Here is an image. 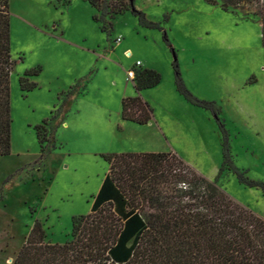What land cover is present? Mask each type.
Instances as JSON below:
<instances>
[{"label":"rangeland","instance_id":"374dc122","mask_svg":"<svg viewBox=\"0 0 264 264\" xmlns=\"http://www.w3.org/2000/svg\"><path fill=\"white\" fill-rule=\"evenodd\" d=\"M8 4L14 67L11 149L0 157V264H12L35 221L42 225L46 242L71 239L72 218L89 213L107 172L101 152L172 151L206 178L217 176L222 131L209 109L192 105L177 92L174 60L186 90L222 108L218 120L235 167L248 180L264 185V46L256 16L222 9L209 0H134V8L161 31L139 26L127 10L110 20L108 32H101L93 21L95 10L83 0ZM61 31L64 40L82 43L92 55L55 39L61 38ZM116 38L121 41L116 43ZM126 48L131 57L124 56ZM136 58L161 76L159 86L144 92L153 112L151 127H127L123 140L100 139L99 123L107 110L111 122L117 119L118 94L135 87L119 70L125 74ZM38 67V88L23 94L18 78ZM70 85L73 99L65 95ZM74 108L78 115H69ZM44 119L48 121L39 139L45 131L47 140L40 156L34 126ZM217 183L264 218L261 188L240 183L229 171Z\"/></svg>","mask_w":264,"mask_h":264},{"label":"trees","instance_id":"16d2710c","mask_svg":"<svg viewBox=\"0 0 264 264\" xmlns=\"http://www.w3.org/2000/svg\"><path fill=\"white\" fill-rule=\"evenodd\" d=\"M96 14L93 21L108 32L114 16L130 10L138 25L161 28L134 8L129 0H83ZM222 9L239 10L256 16L264 46V0H209ZM164 39L167 42L165 33ZM177 92L194 106L209 109L223 134L222 161L214 179H208L169 152H121L101 154L107 163L100 187L86 215L72 218L71 239L62 243L45 241L42 225L35 221L12 264H264V218L243 206L217 179L229 171L240 183L263 190L235 167L227 144V133L218 120L223 116L216 102L197 100L184 87L177 61L172 63ZM14 61L10 53V14L8 0H0V157L11 149L10 75ZM41 68L30 69L18 78L26 94L38 88L29 78ZM154 70H135L134 96L121 100L123 121L146 125L153 120L149 103L139 92L159 84ZM72 87L66 96H72ZM47 119L34 126L43 155L47 140ZM42 158V157H41Z\"/></svg>","mask_w":264,"mask_h":264},{"label":"crops","instance_id":"0c3cea01","mask_svg":"<svg viewBox=\"0 0 264 264\" xmlns=\"http://www.w3.org/2000/svg\"><path fill=\"white\" fill-rule=\"evenodd\" d=\"M59 35H60L61 38H58V36H55V37H54V38L57 39L59 42L64 43V44L72 45L73 48L76 49L75 51H78L79 53H85V54H88V55H90V56L92 55V53L90 52V49L84 48L83 45H82V43H81V45H74V44H71V43H69L68 41L64 40V39H63V38H64V36H63V31L59 32ZM83 41H84V40H83ZM92 50H93V48L91 49V51H92ZM123 54H124V56H129V57L132 56V52H131L130 48H126V49H124V50H123ZM135 61H140V62H141V67H143L144 69H149V70L157 71V69H156L155 67H153V66L150 65L149 63H146L145 61H143V60H141V59H138V58H136V59L133 61L131 67L128 68L127 70L133 68V65H134V62H135ZM89 70H90V69H89ZM127 70H126V71H127ZM119 71L122 72V75L124 76V81H126V82H130V80L127 79L126 73L124 74L122 70H119ZM157 72H158V71H157ZM39 75H40V74H39ZM39 75H38V76H39ZM38 76L32 78V79H33V82L36 83ZM82 77H83V76H81V77H79L78 79H76L75 82H76L77 80L81 79ZM75 82H74V83H75ZM160 82H161V80H160ZM160 82H159V84H160ZM159 84L156 85V86L153 87V88H156L157 86H159ZM72 85H73V84H72ZM72 85H70V86H72ZM37 86H38V85H37ZM126 86H127V85H126ZM150 89H152V88H150ZM146 90H149V89H144V90H141V91L139 92V94L141 95V97H142L144 100L146 99L145 96H144V92H145ZM63 91H64V90H63ZM61 92H62V91H61ZM61 92H57L56 95L58 96V94L61 93ZM174 93H175V92H174ZM134 95H135V91H134V89H133L132 87H131V89H130V93H127L126 91H125V92L123 91V93L121 92V93L118 94L117 99L120 101V104H119V107H118V112H116V114H117L116 118H117V119H115L114 121L111 122V120H110V115H111V114H110V112L107 110L105 116L103 117V119H101L102 122L99 123V126L101 127L100 129H101V131H102V132L100 133V134H101V135H100V137H101L100 139H103V140H109V141H113V140H123L124 136L126 135V133H125V128H127V127H129V128L132 127V128H136V129L143 128V127H146V126H148V125L151 127V123H152V121L149 122V123L146 124V125H136V124H134V123L127 122V121H123V120L121 119V116H120V110H121V100H122V98H124V97H128V96H134ZM70 98L73 99V96H71ZM78 98H79V97H78ZM78 98H76V101H77ZM76 101H75V102H76ZM145 101H146V100H145ZM74 107H75V103H74ZM78 113H79L78 109L76 110V108H74V111L70 112L69 115H70V114H72V115L77 114V115H78ZM69 115L67 116V118L69 117ZM65 121H66V120H65ZM110 123H111V124H110ZM65 126H66V122H65ZM159 134H160V131H159ZM161 135H162L163 139H164L166 142H168V137H167V135H166V132L163 131ZM110 153H111V152H110ZM99 154H109V152H101V153H99ZM217 170H218V167H216V171H217ZM211 178H212V177H211Z\"/></svg>","mask_w":264,"mask_h":264},{"label":"built area","instance_id":"2783aa9c","mask_svg":"<svg viewBox=\"0 0 264 264\" xmlns=\"http://www.w3.org/2000/svg\"><path fill=\"white\" fill-rule=\"evenodd\" d=\"M116 43H119L121 41L120 38H116L115 39ZM141 67V62L140 61H135L134 62V65H133V68L129 69L126 71V76H127V79L132 81L135 77V70L140 68Z\"/></svg>","mask_w":264,"mask_h":264},{"label":"water","instance_id":"95a60500","mask_svg":"<svg viewBox=\"0 0 264 264\" xmlns=\"http://www.w3.org/2000/svg\"><path fill=\"white\" fill-rule=\"evenodd\" d=\"M130 4H133V1L132 0H129Z\"/></svg>","mask_w":264,"mask_h":264}]
</instances>
